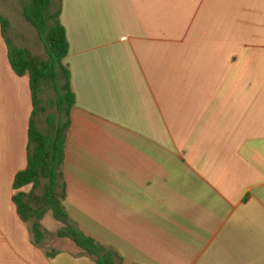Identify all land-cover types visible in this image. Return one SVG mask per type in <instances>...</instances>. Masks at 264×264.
Wrapping results in <instances>:
<instances>
[{
    "label": "crops",
    "instance_id": "0c3cea01",
    "mask_svg": "<svg viewBox=\"0 0 264 264\" xmlns=\"http://www.w3.org/2000/svg\"><path fill=\"white\" fill-rule=\"evenodd\" d=\"M53 1L73 223L120 264H264V0ZM33 112L0 25V264H96L49 214L43 245L18 214Z\"/></svg>",
    "mask_w": 264,
    "mask_h": 264
},
{
    "label": "trees",
    "instance_id": "16d2710c",
    "mask_svg": "<svg viewBox=\"0 0 264 264\" xmlns=\"http://www.w3.org/2000/svg\"><path fill=\"white\" fill-rule=\"evenodd\" d=\"M62 7L53 0H31L22 10V17L37 32L45 49V57L35 56L27 48L15 46L11 37L12 25L0 16L2 35L8 48L10 65L19 77L30 78L34 112L29 130L28 166L18 173L14 181V204L21 219L30 225L34 243L43 245L48 232L43 220L51 214L60 224L57 237L73 242L96 264H120V257L81 231L71 220L65 207L66 184L63 167L66 143L71 127V111L76 97L71 86V71L64 63L70 45L61 23ZM55 93L47 107L56 112L47 117V131L36 126V116L47 112L41 99L43 90ZM29 187L27 193L25 188Z\"/></svg>",
    "mask_w": 264,
    "mask_h": 264
},
{
    "label": "rangeland",
    "instance_id": "374dc122",
    "mask_svg": "<svg viewBox=\"0 0 264 264\" xmlns=\"http://www.w3.org/2000/svg\"><path fill=\"white\" fill-rule=\"evenodd\" d=\"M31 0H0V14L10 20L13 27V34L11 35L13 43L19 48L29 49L35 56L45 57V49L42 43L39 41L38 34L36 30L25 22L22 17V10L26 4H29ZM55 93L48 89L43 90L41 93V98L45 102L47 107V102L55 98ZM48 108V107H47ZM54 109L48 108L47 112L41 113L40 124L42 132L47 131V117L48 115L55 113ZM51 214L47 217L48 221L46 226L48 227L50 223V229L52 225L55 226L51 218ZM53 217V216H52ZM51 221V222H50ZM57 224V223H56Z\"/></svg>",
    "mask_w": 264,
    "mask_h": 264
}]
</instances>
